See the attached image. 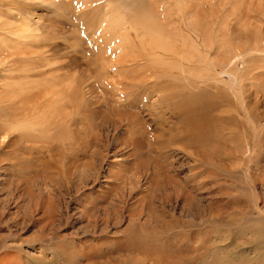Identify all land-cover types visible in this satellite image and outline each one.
Returning <instances> with one entry per match:
<instances>
[{"label":"rangeland","instance_id":"rangeland-1","mask_svg":"<svg viewBox=\"0 0 264 264\" xmlns=\"http://www.w3.org/2000/svg\"><path fill=\"white\" fill-rule=\"evenodd\" d=\"M144 11L152 14L151 17L155 16L160 24L156 21L155 23L159 27L167 26L165 29L166 34L169 35L167 42L175 50L172 57L160 58L149 55L148 36L132 25L135 18ZM10 13H15L14 17L20 20L17 26L25 31L23 30L22 40L17 41L12 36H8L7 30L0 29L1 37L6 35L9 37L4 45H0V100H3L0 108L24 111L30 110L32 103L35 104L32 99L25 97L30 92L27 90L29 83L24 86L25 81L16 78L20 74L19 69H24L26 65L29 66L28 68L36 66L32 81H36L38 86L39 84L41 86L32 92L38 95L43 94L45 89L51 88L45 79H51L52 83L57 82L55 84L57 86L61 79L69 76V82L64 81V84L83 85L86 108L96 109L98 113V117L95 118L96 123L101 125L104 136L109 137V147L108 151L101 148L87 150L86 157L71 163L74 164L73 167L68 166L69 162L68 165L65 163L68 166L66 168L61 164L62 160L56 156L53 158L56 161L54 163L52 158L49 159L46 154L38 152L40 144H37L38 147L32 145L34 150L28 151L25 148L27 145L30 147L29 143L26 144L27 140L20 141L18 137L11 136L6 137L5 140L3 139L5 136L0 137V264H143V262L151 264L154 261L152 264H190V262L210 264L211 255L209 256L206 247H203L208 241L207 247L221 260L224 259L225 254L220 253V249L228 245L225 255L228 264H264V0H0V17L6 18L5 16L11 15ZM113 17L117 21L112 28H108V24L114 20ZM114 22L115 20L112 23ZM225 54L229 56L227 60L222 59ZM226 62L232 64L227 66ZM64 64L66 65L63 66ZM15 83L18 85L16 86ZM64 84L62 83L63 87ZM62 85L57 86V89L61 90ZM20 93L21 95L18 96ZM204 93L213 97L219 104V108L208 115V121H205L206 128L211 133L213 131L212 134L217 140L215 144L213 143V147L210 146L212 148H209V151L206 150L207 147L201 148L204 150L198 154V158L204 162V165L198 166L199 169L202 168L199 171L205 170L200 177L204 176L203 180H200L207 182L201 185V188L198 187V191L192 193L191 198L192 202L201 209H205L211 202L213 208L211 217H209L210 211L202 210L203 215L207 217L204 218L206 221L215 218L213 216L215 213L216 215L224 213L225 227L219 225L212 227L207 222L205 224L198 222L201 229L196 231L198 229L193 228L194 235L189 237V240L184 237L185 232L186 234L188 232L185 230L183 236L181 233V237L168 241L164 236L162 238L150 234L152 231L147 229V226L150 224L158 226L162 221L160 220L157 225L152 221L151 216H144L140 203L144 199L142 205L150 204L157 207L161 203L165 205V200L169 201L168 192L166 194V191L157 190L155 187H164V179L168 175L176 177L178 184L177 182L175 184L178 186H185V181L191 176L190 166L193 158H190L189 154L187 156L179 152L183 144L171 146L172 148L176 146L174 150L164 147L174 141L178 132L177 120L171 118V109L179 106L180 101H186L188 96L196 97ZM147 94L152 97H144L147 104L142 106L141 97ZM10 95L17 98H9ZM25 105L26 107H23ZM131 105L134 107H130ZM118 113L123 116L141 114L144 119L142 129L136 127L137 122H135L112 131L111 124L116 120ZM79 125L84 126V124ZM70 135L73 136L72 132ZM124 137L129 141L134 137L141 138L137 157L131 156L132 149L129 147L122 149L118 146V142H122L120 140L125 141ZM162 151L168 152L167 157L161 156ZM190 152L196 151L189 150ZM140 163L142 165H138ZM157 163L159 168L155 166ZM137 166L140 168L137 169ZM163 168L168 172L164 174ZM68 171H70V184L66 186ZM205 173L212 176V178L209 176L211 180ZM114 174H118V177L115 178ZM80 177L88 182L81 185L83 189L80 187L85 196L81 192L79 196L76 193L77 188L67 191V187H75L74 183L79 182ZM93 178L98 180L93 181ZM161 179L163 181H159ZM202 186L204 188L206 186L207 189H203ZM118 187L120 189L112 190ZM110 190L113 191V196L106 197L102 206L110 208L109 217L112 221L111 219L109 221L112 223L108 222V227L99 224L100 229L97 232L90 226L87 230L84 226V220L87 218L82 214L85 201L78 204L76 199L82 196L83 200H86L87 196L96 199L102 197L104 191L110 192ZM100 202L98 199V203ZM53 203L57 206H53ZM235 203L237 205H234ZM112 204L115 206L118 204V207L113 210ZM253 204H256L257 209ZM128 205L133 213H128ZM42 206H45L47 211ZM166 206L171 207L164 208L170 215L163 217V220L169 224L173 221V216L175 219L186 220L185 222L191 220L184 216L180 217L181 212L172 207V201ZM237 208L246 215L238 216L235 213ZM161 209L163 208L156 209L157 214L163 213L164 209L162 211ZM50 210H53V213ZM55 210L57 212H54ZM134 213L138 216L133 222L135 218L131 221L129 215ZM100 214L102 218V213ZM47 218L50 221H47ZM137 221L138 223L140 221L141 227L143 226L141 229L138 224L135 226ZM114 225L116 227H113ZM83 226L86 229L81 228ZM131 227H135V230ZM214 227L217 229L214 230ZM129 228L133 234L127 232ZM220 229L225 232L215 237L213 233ZM125 231L127 234L124 233ZM139 231L143 233L139 234ZM227 231L229 234L226 233ZM84 232L86 233L83 234ZM95 232L97 234L104 232V234L93 236L92 234L97 235ZM208 233L213 236L211 241ZM142 234L146 237L145 240H148V247L154 248L151 255L154 261L150 259L151 252L146 259L143 251L142 254L140 253L143 255L141 256L139 254L141 250H137L141 240L139 237L141 238ZM146 234H149V237ZM198 236L202 244V240L207 242L199 247L198 253L192 250V254L191 243L198 240ZM180 238L183 239L182 242ZM130 239L135 242L133 244L135 248ZM112 240H115L114 244ZM152 241H155L157 246ZM100 244L106 249L99 247ZM122 244H130L132 251L128 249V245L122 246ZM160 244H163V248ZM168 247L171 249L169 250ZM65 249L71 256L70 260L73 258L70 263H66L58 256ZM88 252H92L95 256L88 255ZM156 255L161 256L156 257ZM191 255L193 259V256H197L195 258L197 260H191L189 258ZM98 256L106 257H100L103 263Z\"/></svg>","mask_w":264,"mask_h":264},{"label":"bare ground","instance_id":"bare-ground-1","mask_svg":"<svg viewBox=\"0 0 264 264\" xmlns=\"http://www.w3.org/2000/svg\"><path fill=\"white\" fill-rule=\"evenodd\" d=\"M110 8V7H109ZM113 11V10H112ZM142 11V10H141ZM11 15H9L8 17L7 16H5L6 18H4V17H0V29L2 28V30H7L8 31V36H12L15 40H22V36H23V30L24 29H20L18 26H17V24H19V22H20V20H18L17 19V17L15 18L14 17V14H12V13H10ZM152 15V14H151ZM151 15L148 13V12H145L144 11V13H141L138 17H136L135 18V20H134V22L132 23V25L134 26V28L135 29H138L139 31H141L143 34H145V36H148V38H149V46H150V53H149V55L151 56V57H155V56H158V57H160V58H165V57H167V56H173L174 55V53H175V50H174V48L172 47V46H170L169 44H168V42H167V40H168V38H169V35H168V33L166 34V32H165V29L167 28V26H163V25H161L160 27L155 23V21L156 22H158L156 19H155V16H153L154 17V19H153V17H151ZM1 16V15H0ZM19 16V15H18ZM3 18V19H2ZM21 18V17H20ZM114 18V17H113ZM2 19V20H1ZM134 19V18H133ZM112 19H110V21H111ZM115 20V22L114 23H112L113 21ZM114 20L113 21H111L108 25H109V27L108 28H112L113 27V25L116 23V19L114 18ZM159 23V22H158ZM160 24V23H159ZM11 30V31H10ZM25 31V30H24ZM6 32V31H5ZM116 32V31H115ZM7 33V32H6ZM5 34V33H4ZM169 34H170V36H171V32L169 31ZM6 35V34H5ZM9 37H7V35L6 36H3V37H1L0 36V45L1 44H5V42H6V40L8 39ZM20 38V39H19ZM205 38V37H204ZM207 39V38H206ZM18 43V42H17ZM203 43H205V40L203 39ZM142 44H145L144 42H142ZM205 45V44H204ZM207 45V44H206ZM195 49V48H194ZM196 49H198V48H196ZM195 49V50H196ZM225 53V52H224ZM237 53V55H239V53L238 52H236ZM226 55V54H225ZM228 54L226 55V56H224V58H222L223 60H227L228 59ZM201 62V61H200ZM232 64V62H226V65L227 66H230ZM29 65H30V63H29ZM66 64H64L63 66H65ZM29 66H25V68L24 69H19V71H18V73H20L19 75H17V79H20V81H21V79L23 80V81H25L24 83H23V85L24 86H27L26 84H28L29 83V87H28V91H30L25 97H27V98H29V99H32L34 102H35V104H33L32 103V107L30 108V110H24V111H15V110H11V109H8V110H6V109H3V108H0V137H2V136H5V138L3 137V139H5V140H7L6 139V137L8 138V137H18V139L20 140V141H24V140H27V142H26V144H30V147H27V146H29V145H27V146H25V148H27V150L28 151H30V150H34V145H37V144H40L41 146L37 149L38 150V152H40V153H43V154H46L48 157H49V159H53L55 156H56V158H58V159H60V160H62V162L63 163H61L60 162V160H59V163H61L63 166H65L66 168L68 167V166H71V167H73V165L74 164H71V163H76V161H80V160H82V158L83 157H86V154L88 153L87 152V150L88 151H91L92 149L93 150H96V149H98V148H101V149H105V151H108V147H109V137L108 136H104V134H103V131H102V128H101V125L100 124H98V123H96V119L95 118H97L98 117V113L95 111L96 109H91V110H89V109H87L86 108V103H85V100H84V93H83V89H82V84H77L76 86H72V85H70V86H68V84H64V81H68L69 82V76H66V77H64L63 79H61L58 83V87H60V85H62V83L65 85L64 87H63V85H62V89L61 90H58L57 88V86H55V84H57V82H55L54 81V83H52L51 82V79H49V80H46L45 79V81H46V83L48 82L50 85H49V87L51 86V88H48L47 90L45 89L44 90V92H43V94H41V95H38V94H36L35 92H32V90H35V89H38V88H40V86H41V84H39V86H38V84L36 83V81H32V77L35 75V74H33L34 73V71L36 70V66H31L30 68H28ZM65 68V67H64ZM13 72V71H12ZM15 72V71H14ZM40 73V72H39ZM43 73V72H42ZM41 74V73H40ZM50 76V75H49ZM52 76V75H51ZM12 77V76H11ZM40 77V76H39ZM55 77V76H54ZM72 77V76H71ZM52 78V77H51ZM73 78V77H72ZM71 78V79H72ZM100 78H102V77H100ZM55 80H57V79H55ZM72 80H75V79H72ZM71 80V81H72ZM77 80H78V78H77ZM82 80V79H81ZM76 81V80H75ZM42 82V81H41ZM78 82H80V81H78ZM30 83H32V84H30ZM80 83H82V82H80ZM145 83V82H144ZM144 83H142V84H144ZM43 84H45V83H42V85ZM15 85L17 86L18 84H16L15 83ZM14 85V86H15ZM67 85V86H66ZM14 86H12L13 88H14ZM22 85H20V87H21ZM142 86V85H141ZM9 87H11V86H9ZM23 87V86H22ZM60 89V88H59ZM24 90V89H23ZM22 90V91H23ZM193 90V89H192ZM25 91H26V89H25ZM40 92V91H39ZM6 93V92H5ZM16 93V92H15ZM19 93V92H18ZM35 93V94H34ZM145 93V92H144ZM188 93V95H189V92H187ZM11 94H14V93H11ZM21 95V93L18 95V96H20ZM143 95V94H142ZM146 95V94H145ZM11 96V95H10ZM16 96H17V93H16ZM1 97V96H0ZM144 97H149V98H151L148 94H147V96H142L141 97V99H143V105L142 106H146V104H147V101H144ZM218 97V96H217ZM9 98H12V99H16L17 97H15V96H11V97H9ZM225 98V97H224ZM22 99H24V98H22ZM219 99V98H218ZM32 100H30V102H33ZM149 100V99H148ZM3 100H0V103L2 102ZM10 101V100H9ZM12 101V100H11ZM14 101H16V100H13V102ZM150 101V100H149ZM160 101V100H159ZM16 102H18V101H16ZM141 102V100H140V103H142ZM179 102V101H178ZM181 103L179 104V106L177 105V107H175V108H173V109H171V114H172V117L171 118H173V120L175 119V121L177 120V122H176V124L178 125V127L176 128V131H178L177 132V135H176V137H175V139H173V140H171V141H173L170 145H168L167 147L165 146L164 148L165 149H171L172 147L171 146H173V145H182L183 144V146H181L182 148L179 150V152H181V153H184V154H187V156H188V154L190 155L189 157L190 158H193L192 160L193 161H191V166H190V173H192V174H190L191 176L188 178V181L186 180L185 181V186H183L182 184V186H178L177 184H178V182L176 181V177L175 178H173L174 176H170V175H168V176H166V179H164V187H155V189H157V190H164V191H166V194H167V192H168V195H167V198L169 199V201H172V207L174 208V209H177V210H180V212H181V215H180V217L181 216H184V217H187V218H191V220L189 221V222H185V221H183V220H181V219H175V217L173 216V221H170V223L171 224H169V222H167V221H165V220H163V217H166L167 215H170V213H167L166 212V210L164 209V208H167V207H170V206H166V205H168L169 204V201L168 200H165V205H162V203H161V205L160 206H152V205H142V203H143V201H144V199L142 200V202L140 203V207L142 208L141 209V212L144 214V216L145 215H147V216H151V218H152V221L154 222V223H158L160 220L162 221V224H160V225H158V226H155L154 224H150V226H147V229H151V231H152V233H150L152 236H155V235H159V236H164V237H166V239L169 241V239H172V238H174L175 239V237H181V233H182V236H183V233H184V231L186 230V231H188L187 232V234H186V232H185V234H184V237L186 238L187 237V239L189 240L190 238L189 237H192L193 235H194V232L193 231H195V229H193V228H196V229H198V230H196V231H200L199 230V228H200V224H205L206 222L208 223V225L210 224V225H212V227L213 226H217V225H219V226H221V227H225V225H224V219H225V217H224V213H221V214H217L216 215V213H215V215H213V216H215V218L214 217H212L211 218V220L209 221V219H208V221H206V220H204V218H207V217H205V215H203V211H210V215H209V217H211L212 216V214H211V212L213 211V208H212V204H208L207 206H206V208L205 209H201L200 208V206L199 205H197L196 203H193L192 202V198H191V195H192V193H196L197 191H198V187H200L201 185H205L206 184V182L207 181H205V182H202L201 180H203V177L204 176H202V178H200L201 177V175H203V174H201V173H204L205 172V170H204V172H200L199 170H201V169H199L198 168V166L200 167V166H202V164L204 163L202 160H200V158H198V154H199V152L200 151H202V150H204V149H202L201 150V148H206V150L208 149V151H209V148H212L213 147V143L214 142H216V140L217 139H215L216 138V136H214L212 133H213V131H212V133H211V131L208 129V128H206V126H205V121H208V119H207V117L209 118V116L208 115H210V114H212V113H214V111L217 109V108H219V104L215 101V99L213 98V97H211L210 95H208V94H206V93H204V94H201V95H199V96H196V97H191V96H188V99L186 100V101H180ZM19 103V102H18ZM25 104V103H24ZM134 104V103H133ZM138 104V103H137ZM158 104V103H157ZM162 104V103H161ZM14 105H15V103H14ZM13 105V106H14ZM141 105V104H140ZM176 105V104H175ZM183 105H184V107H183ZM9 106V105H8ZM133 105H131L130 107H132ZM154 106V105H153ZM169 106V105H168ZM170 106H171V104H170ZM6 107V106H5ZM23 107H26V105L25 106H23ZM134 107V106H133ZM138 108H140L139 106H138ZM159 108H160V106H159ZM28 109V108H27ZM153 110V109H152ZM169 110H170V108H169ZM134 115V114H133ZM143 115V114H142ZM157 115V114H156ZM116 116H117V118H116V120L115 121H113V123L111 124V127H112V131H113V129L114 130H119L121 127H123L125 124H129V125H132L133 123H135V122H137L136 123V127H138L139 129H142V124L144 123H142V121L144 120L143 119V117H141V114H135L134 116H123L121 113H118V114H116ZM163 116V115H162ZM138 117H140V120H138ZM224 118V117H223ZM148 120V119H147ZM153 120V119H152ZM166 122V121H165ZM79 124H84V126H81V125H79ZM106 124V123H105ZM80 126L81 128L79 129V127H77V126ZM145 125V124H144ZM143 125V126H144ZM176 125V126H177ZM103 127V126H102ZM135 127V128H136ZM134 128V129H135ZM175 128V127H174ZM110 129V128H109ZM136 130V129H135ZM72 132V134H73V136L71 137V135H70V133ZM129 132V131H128ZM128 132H126V133H128ZM127 137V136H126ZM126 137H124L123 139H125V141H123V140H120V141H122V142H118V146H121L122 147V149H124V147H129L130 149H132V154H131V156H135V157H137V155H138V148H139V145L141 144V138H135L134 137V139H131V141H129V139H130V136H128V138L129 139H127ZM215 137V138H214ZM10 139V138H9ZM119 140V139H118ZM155 140V139H154ZM5 142V141H4ZM157 142V141H156ZM10 142H8V144H9ZM25 143V142H24ZM16 144V143H15ZM157 144V143H156ZM215 144V143H214ZM18 145V144H17ZM20 145V144H19ZM22 145V144H21ZM20 145V146H21ZM33 145V146H32ZM115 145V144H114ZM212 145V147H210ZM8 146V145H7ZM141 146V145H140ZM149 146H151V145H149ZM154 146V145H153ZM162 146V145H161ZM179 146V147H180ZM14 147H16L15 145H14ZM13 147V148H14ZM23 147H24V145H23ZM36 147H38V145L36 146ZM116 147V146H115ZM259 147V146H258ZM257 147V148H258ZM24 148V149H25ZM17 149V148H16ZM36 149V148H35ZM155 149V148H154ZM173 150L174 149H176V146L174 147V148H172ZM171 149V150H172ZM19 150V149H18ZM42 150V151H41ZM92 150V151H93ZM160 150H162L161 148H160ZM189 150H194V151H196V152H190L189 153ZM20 151V150H19ZM24 151V150H23ZM207 151V152H208ZM25 152H27L26 150H25ZM160 152V151H159ZM176 152H178L177 150H176ZM178 152V153H179ZM211 152V151H210ZM96 153V152H95ZM180 153V154H181ZM204 153V152H203ZM205 153H206V151H205ZM23 154V153H22ZM100 154H101V151H100ZM140 154V153H139ZM166 154H168V152H164V151H162L161 152V156H163V157H167V155ZM172 154V153H171ZM176 154V153H175ZM174 154V155H175ZM211 154V153H210ZM93 155V154H92ZM95 155V154H94ZM155 155H156V153H155ZM170 155V154H169ZM168 155V156H169ZM176 155H178V154H176ZM96 156V155H95ZM171 156V155H170ZM179 156V155H178ZM184 156V155H183ZM15 157H17V156H15ZM104 157V156H103ZM134 157V158H135ZM188 157V158H189ZM141 158V157H140ZM146 158H148V157H146ZM145 158V159H146ZM142 159H143V157H142ZM203 159V158H202ZM136 160H138L137 158H136ZM148 160V159H147ZM53 161H54V159H53ZM144 161H146V160H144ZM143 161V162H144ZM50 162V161H49ZM56 161H54V163H55ZM67 162H69L70 164L68 165L67 164ZM134 162H136V161H134ZM58 163V164H59ZM65 163L68 165V166H66L65 165ZM60 164V165H61ZM88 164V163H87ZM158 164L159 163H157V164H155V166L157 165L158 166ZM61 165V166H62ZM138 165H142V163H140V164H138ZM147 165H148V161H147ZM204 165V164H203ZM59 166V165H58ZM57 166V167H58ZM62 166V167H63ZM64 167V168H65ZM75 167V166H74ZM78 167V166H77ZM144 167V166H143ZM146 167H148V166H146ZM150 167V166H149ZM59 168V167H58ZM140 167H138L137 166V169H139ZM158 168H159V166H158ZM69 169V168H68ZM157 169V168H156ZM161 169V168H160ZM164 169V174L165 173H167L168 171H166V169L165 168H163ZM66 171H67V169H65ZM79 170V169H78ZM170 170V169H169ZM177 170V169H176ZM203 171V170H202ZM198 172H200V173H198ZM208 172V171H207ZM67 173V172H66ZM69 173H70V171H68V173H67V175L65 174V173H63L64 175H66L67 176V179H65V183H67V184H65L66 186L68 185V184H70V178H69ZM111 173V172H110ZM155 173V172H154ZM170 173V172H169ZM210 173V172H209ZM206 174V177L207 178H212V176L210 175V174ZM51 174V173H50ZM84 174V173H83ZM163 174V173H162ZM74 176H75V174H73ZM72 175V176H73ZM159 175H161V174H159ZM89 176V175H88ZM113 176H116L115 178H117L118 177V174H114ZM162 176V175H161ZM210 176V177H209ZM152 177V176H151ZM160 177V176H159ZM73 178V177H72ZM75 178H77V177H75ZM96 178H99V177H96ZM96 178H93L92 180L93 181H96V180H98V179H96ZM121 178V177H120ZM206 178V179H207ZM211 178H210V180H211ZM163 179V178H162ZM159 180V181H163V180ZM201 179V180H200ZM63 181H64V179H62ZM66 180H67V182H66ZM76 180V179H75ZM78 180V179H77ZM209 180V179H208ZM213 180V179H212ZM74 181V180H73ZM79 182H75L74 183V186L75 187H67L68 189H67V191L68 192H70V191H72L73 190V188H77L78 189V192H76V193H78V195L80 194V192L82 193V195L83 196H85L84 195V193L81 191V185H83V184H86V183H88V182H86L85 181V179L84 178H82V177H80L79 178V180H78ZM214 181V180H213ZM212 181V182H213ZM177 182V184H175ZM162 183V182H161ZM181 183V182H180ZM179 183V184H180ZM209 183V182H208ZM154 184V183H153ZM160 185H162V184H160ZM172 185H176V186H178V187H174V186H172ZM208 185V184H207ZM157 186H158V184H157ZM172 186V187H171ZM81 187V188H80ZM203 187V186H202ZM60 188V187H59ZM62 188V187H61ZM86 188V187H85ZM84 188V189H85ZM124 188V187H123ZM176 188H178V190L176 189ZM201 188V187H200ZM83 189V188H82ZM115 189H120V187H118V188H113L112 190H115ZM131 189V188H130ZM203 189H207L206 188V186H205V188L203 187ZM202 189V190H203ZM62 190V189H61ZM112 190H110V192H108V191H104L103 192V194H102V197L100 196V197H96V199H93V198H91L90 196H87V197H85L86 198V200H83V196L82 197H79V198H77L76 199V201H78V204L80 203V202H83V201H85V202H83V208H82V214H83V216H85V218H87L86 220H84V222H85V224H84V226L87 228V230H88V226H90V227H92V229L94 230V231H98V229H100V228H98V227H100V225L99 224H103V225H107V223L108 222H111L112 221V219L109 217L110 215H111V213H109L110 212V208L109 207H106V206H102V203H104V201H106V200H104L106 197L108 198L109 196H113V191ZM122 190V189H121ZM133 190V189H132ZM253 190V189H252ZM124 191V190H123ZM122 191V192H123ZM149 191H150V188H149ZM201 191V190H200ZM254 191V190H253ZM116 192V191H115ZM151 192V191H150ZM162 192V191H161ZM51 193V192H50ZM56 193V192H55ZM72 193V192H71ZM118 194H120L119 192H117ZM125 194V193H124ZM143 194V193H142ZM162 194V193H161ZM43 195V194H42ZM41 195V196H42ZM61 195H63V194H60V196ZM81 195V194H80ZM79 195V196H80ZM104 195V196H103ZM156 195V194H155ZM227 195V194H226ZM63 196H65V195H63ZM73 196V195H72ZM72 196H71V198H72ZM164 196H165V194H164ZM193 196H194V194H193ZM94 197V196H93ZM121 198L123 197L122 195L120 196ZM144 197V196H143ZM166 197V196H165ZM174 197V198H173ZM62 198V197H61ZM60 198V199H61ZM65 198V197H64ZM59 199V200H60ZM73 199V198H72ZM98 199H99V202L100 203H98ZM145 199H147L146 197H145ZM153 199V198H152ZM166 199V198H165ZM194 200V199H193ZM236 200V199H235ZM53 201V200H52ZM70 201V200H69ZM152 201V200H151ZM164 201V200H163ZM44 202V201H43ZM49 202V201H48ZM63 202V201H62ZM71 202V201H70ZM46 203V202H45ZM66 203V202H65ZM69 202H67L66 204H68ZM122 203H124L123 201H122ZM149 203V202H148ZM147 203V204H148ZM231 203V202H230ZM229 203V204H230ZM42 204H44V203H42ZM41 204V205H42ZM49 204V203H48ZM54 204V203H53ZM62 204V203H61ZM126 204H128V203H126ZM182 204V205H181ZM228 204V203H227ZM40 205V204H39ZM118 205V204H117ZM116 205V206H117ZM233 205V204H232ZM234 205H237L236 203L234 204ZM256 204H253V206L257 209V207L255 206ZM48 206V205H47ZM53 206H57V205H53ZM53 206H52V208H53ZM115 205H113L112 204V206H111V209H113L114 210V208L116 207ZM126 207H127V205H125ZM199 206V207H198ZM204 206V205H203ZM258 206V205H257ZM43 207V206H42ZM118 207V206H117ZM159 207H161V208H163L164 209V211H162L163 209H161V211L163 212V213H160V214H157V208L159 209ZM44 209L46 208L45 206L43 207ZM49 209H50V207H48ZM66 208H68V207H66ZM120 208V207H119ZM128 208H129V205H128ZM171 208V207H170ZM124 209H127V208H125L124 207ZM218 209V208H217ZM224 209V208H223ZM60 210V209H59ZM68 210V209H67ZM70 210V209H69ZM119 210H122V209H118V211ZM128 210V213H133L132 211H131V209L129 208V209H127ZM129 210L131 211V212H129ZM168 210V209H167ZM203 210V211H202ZM232 210V209H231ZM34 211H36V210H34ZM33 211V212H34ZM44 211V210H43ZM45 211H47V208H46V210ZM51 212L53 211V210H50ZM112 211V210H111ZM117 211V212H118ZM122 211H124V210H122ZM226 211V210H225ZM42 212V211H41ZM54 212H57L56 210L54 211ZM61 212V211H60ZM126 212V211H125ZM139 213H140V210L138 211ZM219 212V211H218ZM256 212V211H255ZM38 213H39V210H38ZM37 213V214H38ZM53 213V212H52ZM100 213H102V218L100 217L101 216V214ZM103 213H104V215H107V216H105L104 217V215H103ZM122 213H124V212H122ZM137 213V212H136ZM136 213H134V214H130L129 215V218H131L130 220L132 221V218L134 219L135 217H137L138 215L136 214ZM159 213V212H158ZM206 213V212H205ZM209 213V212H208ZM233 213V212H232ZM235 213L239 216H245L246 215V213H244V211H241V209H239L238 210V208H237V210H235ZM55 214V213H54ZM81 214V215H82ZM141 214V213H140ZM44 215V214H43ZM49 215V214H48ZM50 215H53V214H50ZM60 215V214H59ZM61 215H62V213H61ZM67 215V214H66ZM115 215V214H114ZM119 215H121V214H119ZM118 215V216H119ZM173 215V214H172ZM172 215H171V217H172ZM234 215V214H233ZM42 216V215H41ZM40 216V217H41ZM45 216V215H44ZM44 216H42L43 218H45ZM72 216V215H71ZM117 216V215H116ZM229 216V215H228ZM237 216V217H238ZM41 217V218H42ZM80 217V216H79ZM142 217H143V215H142ZM142 217H140V220H141V218ZM61 218V217H60ZM63 218V217H62ZM170 218V217H169ZM246 218V217H245ZM54 219V218H53ZM111 219V221H109ZM186 219V218H185ZM68 220H70L69 219V217H68ZM80 220V219H79ZM79 220H78V222H79ZM118 220V219H117ZM148 220H149V218H148ZM147 220V221H148ZM46 221V220H45ZM47 221H50L48 218H47ZM83 221V220H82ZM82 221H80V222H82ZM134 221H136V218L133 220V222ZM243 221V220H242ZM30 222V221H29ZM42 222V221H41ZM52 222V221H51ZM67 222V221H66ZM65 222V223H66ZM118 222V221H117ZM116 222V223H117ZM198 222H200V224H198ZM224 222V223H223ZM35 223V222H34ZM46 223V222H45ZM112 223V222H111ZM132 223V222H131ZM139 223H140V221H139ZM139 223H138V221H137V223L135 224V226L138 224L139 225ZM142 223V222H141ZM149 223V222H148ZM160 223V222H159ZM41 224H44V223H41ZM115 224V223H114ZM134 224H132L133 226H134ZM66 225H67V223H66ZM82 225V224H81ZM99 225V226H98ZM142 225H145L144 223H142ZM209 225V226H210ZM51 226V225H50ZM73 226V225H72ZM72 226H70V227H72ZM81 227V228H85V227ZM204 226V225H203ZM102 227H104V226H102ZM101 227V229L103 230L104 228H102ZM106 227H108V225L106 226ZM113 227H116V225H114ZM119 227V226H118ZM138 227V226H137ZM143 227V226H142ZM140 225H139V228L141 229L142 228ZM151 227V228H150ZM214 227V230L215 229H217V228H215ZM252 227V226H251ZM42 228H44V227H42ZM74 228V227H73ZM80 228V229H81ZM85 228V229H86ZM131 228H133V227H131ZM135 228V227H134ZM133 228V229H134ZM144 228H146V227H144ZM156 228H159V229H156ZM210 228V227H209ZM46 229V228H45ZM78 229V228H77ZM132 229V230H133ZM192 229V230H191ZM201 229V228H200ZM219 229V228H218ZM79 230V229H78ZM102 230L100 231V232H102ZM105 230V229H104ZM110 230V229H109ZM131 229L129 228V230H127V232L128 231H130ZM135 230V229H134ZM133 230V231H134ZM191 230V231H190ZM213 230V229H212ZM242 230V229H241ZM52 231V230H51ZM90 231V230H89ZM92 231V230H91ZM150 231V232H151ZM95 232V233H96ZM105 232V231H104ZM104 232L101 234V233H98L99 235L101 234V235H103L104 234ZM107 232V231H106ZM131 232V231H130ZM130 232H128V233H130ZM140 232V231H139ZM216 232V233H215ZM214 233H213V235H215V237H216V235L218 236L219 234L220 235H223L222 233L223 232H225V230L223 231V229L221 230H219L218 232L217 231H215ZM86 232H84L83 234H85ZM124 233H126V231L124 232ZM132 233V232H131ZM134 233H135V231H134ZM141 233H143V232H140L139 234H141ZM209 233H210V231H209ZM208 233V234H209ZM226 233H228V231L226 232ZM97 234V233H96ZM95 235V234H92L93 236H99V235ZM127 234V233H126ZM133 234V233H132ZM132 234H131V236H132ZM155 234V235H154ZM200 234V233H199ZM229 234V233H228ZM250 234V233H249ZM87 235V234H86ZM85 235V236H86ZM88 235H90V234H88ZM111 235V234H110ZM129 236H130V234H128ZM137 235V234H136ZM149 235V234H148ZM147 234H146V236L147 237H149ZM198 235V234H197ZM205 235V234H204ZM203 235V236H204ZM227 235V234H226ZM82 236H84V235H82ZM142 237L140 238L139 237V239H141L140 240V244H139V249H137V250H141L140 252H139V254L141 253L142 254V251H143V255L144 256H146L145 258L147 259V256L149 255V252H151L150 253V259H152L151 258V255H152V253H153V251H152V249H154L153 247H151V248H149L148 247V245H149V243H148V240H145L146 239V237L142 234L141 235ZM206 236V235H205ZM210 236V238H209V240L211 241L212 240V235H208V237ZM212 236V237H211ZM225 236V235H224ZM109 237H111V236H109ZM134 237V236H133ZM132 237V238H133ZM137 237H138V235H137ZM157 237V236H156ZM197 237V236H196ZM207 237V238H208ZM163 238V237H162ZM194 238V237H193ZM198 240H195V238H194V240H195V242L194 243H191V241H190V243L191 244H193V246H191V248H190V250H191V252H192V254H193V251H194V253L196 252V253H198V250H199V247H201V246H203V244L204 243H206V242H204L205 240H202V242H203V244L201 243V239H200V237L198 236ZM104 239V238H103ZM111 239V238H110ZM114 239V238H113ZM138 239V240H139ZM155 239V238H154ZM156 239H158V238H156ZM165 239V238H164ZM174 239H172L173 241H174ZM180 239H182V238H180ZM202 239H203V237H202ZM238 239V238H237ZM131 240V239H130ZM135 240V239H134ZM151 240H153V238L151 239ZM160 240V239H159ZM176 240H177V238H176ZM225 240V239H224ZM105 241H107V239L105 240ZM113 241H115V240H112V243L114 244V242ZM121 241V240H120ZM131 241H133V239L131 240ZM171 241V240H170ZM183 241V239L180 241V242H182ZM221 241V240H220ZM95 242V241H94ZM110 242V241H109ZM122 242V241H121ZM149 242H151V241H149ZM152 242H155V241H152ZM167 242V241H166ZM188 243H189V241H187ZM92 243V242H91ZM112 243H110V244H112ZM123 243H125V242H123ZM130 243V242H129ZM135 242L133 241V243L131 242V244L133 245ZM138 243V242H137ZM168 243V242H167ZM174 243V242H173ZM189 243V244H190ZM93 244V243H92ZM95 244V243H94ZM102 244V243H101ZM100 244V245H101ZM109 244V245H110ZM118 244V243H117ZM117 244H115V245H117ZM151 244H153V243H151ZM155 244H156V246H157V243L155 242ZM155 244H153L152 246H154V247H156L155 246ZM158 244H159V241H158ZM174 244H176V243H174ZM183 244L185 245V242H183ZM200 244H202V245H200ZM208 244H209V241H208ZM207 244V245H208ZM99 245V247H104V246H100ZM106 245V244H105ZM123 245H128V244H122V246ZM141 245V246H140ZM161 245V248H163L162 247V245L163 244H160ZM165 245V244H164ZM177 245H178V243H177ZM176 245V246H177ZM206 245V244H205ZM203 246L204 248L206 247V253H207V251H208V253H209V256L211 255V259H212V261H211V263L210 264H228V263H226V258H225V255H227L226 253V249H228L227 248V246L226 247H224V248H221L220 249V253L221 252H223L225 255H224V259H222L221 260V258L220 259H218V257H215L214 256V251H210V249L207 247V245L206 246ZM95 246V245H94ZM108 246V245H107ZM111 246V245H110ZM121 246V248L123 249V247ZM135 246H137V245H135ZM159 246V245H158ZM169 246H170V242H169ZM172 246H174V245H172ZM175 246V247H176ZM180 246V245H179ZM179 246H177V247H179ZM183 246V245H182ZM97 247V246H96ZM95 247V248H96ZM109 247V246H108ZM115 247V246H114ZM129 247V248H128ZM128 249H130L131 247H130V244L128 245ZM133 247H134V245H133ZM137 247V248H138ZM98 248V247H97ZM105 249H106V247H104ZM112 248V247H111ZM110 248V249H111ZM118 248H120V246L118 247ZM126 248V249H127ZM135 248V247H134ZM151 249V251H149V249ZM170 247H168V249H169ZM185 248V247H184ZM183 248V249H184ZM188 248V249H189ZM203 248V249H204ZM101 248H99V250H100ZM108 249V251H109V248H107ZM127 249V250H128ZM156 249V248H155ZM171 249V248H170ZM169 249V250H170ZM180 250H181V248H179ZM201 249V248H200ZM66 250V249H65ZM64 250V252H62L61 254L60 253H58V254H60V255H58L60 258H61V260L63 259V261H65L66 263L67 262H69L70 263V261L73 259H71L70 260V255L68 254V250H66L65 251ZM71 250V249H70ZM113 250V249H112ZM112 250H111V252H112ZM116 250H117V248H116ZM115 250V251H116ZM131 250V249H130ZM129 250V251H130ZM159 250V249H158ZM157 250V251H158ZM163 251H164V249H162ZM184 250H186L187 251V249H184ZM193 250V251H192ZM114 251V250H113ZM132 251V250H131ZM174 251V250H173ZM82 252V251H81ZM104 252V251H103ZM117 252V251H116ZM162 252V251H161ZM165 252H168V251H165ZM164 252V253H165ZM71 253V252H70ZM72 253H73V251H72ZM71 253V254H72ZM89 253V252H88ZM98 253V251L96 252V254ZM117 253H119V252H117ZM135 253H138V252H136L135 251ZM157 253V252H156ZM219 252H218V255L220 254ZM78 254V253H77ZM90 254H93L92 252H90L88 255H90ZM102 254H104V253H102ZM101 254V255H102ZM106 254V253H105ZM140 254V255H141ZM155 254V253H154ZM158 254V253H157ZM167 254V253H166ZM217 253L215 252V255H216ZM74 255V254H73ZM94 255V254H93ZM107 255V254H106ZM105 255V256H106ZM119 255V254H118ZM143 255H141V256H143ZM162 255V254H161ZM160 255V256H161ZM189 255V254H188ZM95 256V255H94ZM93 256V257H94ZM105 256H100V257H105ZM148 256V257H149ZM160 256H157L156 255V257H160ZM163 256H164V254H163ZM162 256V258H164ZM178 256V255H177ZM186 256V255H185ZM92 257V256H91ZM99 257V256H98ZM99 257V258H100ZM107 257V259H108V256H106ZM105 257V258H106ZM109 257H111L110 255H109ZM188 257V256H187ZM192 257V255L189 257V258H191ZM194 257V259L197 257V256H193ZM82 258H83V256H82ZM86 258V257H85ZM96 258V257H95ZM94 258V259H95ZM104 258V259H105ZM136 258V257H135ZM134 258V260H136ZM143 258V257H142ZM155 258V257H154ZM77 259V258H76ZM97 259V258H96ZM109 259H111V258H109ZM149 259V262L151 261ZM179 259H181V258H179ZM193 258H191V260H192ZM193 259V260H194ZM86 260V259H85ZM92 260V259H91ZM99 260V259H98ZM120 260V259H119ZM153 260V259H152ZM191 260H189V261H191ZM195 260H197V259H195ZM200 260V259H199ZM203 260V259H202ZM205 260V259H204ZM62 261V262H63ZM76 261V260H75ZM100 261H101V258H100ZM104 261V260H103ZM107 260L105 259V262H106ZM109 261V260H108ZM115 261V260H114ZM127 260H124V262H126ZM129 261H131V259H129ZM140 261V260H139ZM154 261V260H153ZM102 262V261H101ZM132 262V261H131ZM130 262V263H131ZM143 262V261H142ZM155 262V261H154ZM154 262H151V264L152 263H154ZM157 262V261H156ZM181 262V261H180ZM82 263H83V261H82ZM97 263V262H96ZM103 263V262H102ZM147 263V262H146ZM160 263V262H159ZM165 263H167V262H165ZM194 263V262H193ZM209 263V262H208ZM259 263V262H258ZM264 263V262H263ZM54 264H56V263H54ZM68 264V263H67ZM71 264V263H70ZM75 264V263H74ZM100 264V263H99ZM123 264V263H122ZM136 264V263H135ZM143 264H144V262H143ZM158 264V263H157ZM190 264H191V262H190Z\"/></svg>","mask_w":264,"mask_h":264}]
</instances>
